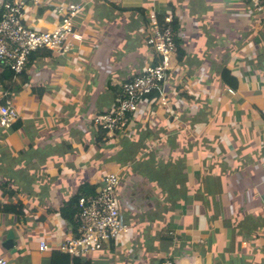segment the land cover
I'll use <instances>...</instances> for the list:
<instances>
[{
	"label": "crops",
	"instance_id": "1",
	"mask_svg": "<svg viewBox=\"0 0 264 264\" xmlns=\"http://www.w3.org/2000/svg\"><path fill=\"white\" fill-rule=\"evenodd\" d=\"M33 2L28 0L25 23L53 29L59 22L54 6L65 3ZM261 2L257 11L246 0L88 1L73 22L82 40L66 55L52 52L26 65L29 82L10 100L18 116L0 127V256L9 264H51L59 244L73 234L65 204L93 194L105 174L116 172L128 232L77 257L89 264H160L165 258L235 264L230 257L214 258L204 246L223 218L261 211L264 217ZM168 3L176 6L182 54L166 72L163 96L142 101L124 134L107 135L94 118L113 108L122 83L152 63L148 15L171 16ZM223 66L235 87L222 79ZM20 80L12 75L5 83L10 88ZM159 162L186 176L170 185L157 176ZM17 203L19 215L4 210ZM9 231L13 251L2 246ZM258 233L257 264H264V223ZM40 240L47 250H39Z\"/></svg>",
	"mask_w": 264,
	"mask_h": 264
},
{
	"label": "built area",
	"instance_id": "2",
	"mask_svg": "<svg viewBox=\"0 0 264 264\" xmlns=\"http://www.w3.org/2000/svg\"><path fill=\"white\" fill-rule=\"evenodd\" d=\"M257 11L262 9L261 0H246ZM34 0L33 3H37ZM0 18V63L8 67L14 75L23 72L30 55L38 49H47L66 55L74 42H80L82 36L73 30V17L82 12L77 3L55 5L58 24L53 29L36 30L25 23L28 12V0H2ZM150 33L146 43L153 49V61L141 74L121 84V94L113 108L94 118V124L107 135L124 134L130 126V120L138 112L144 96L157 90L163 96L164 79L177 53L176 31L171 16L159 20L157 12L148 15ZM73 40V42H70ZM229 93L233 90L229 89ZM15 107L6 101L0 104V124L9 127L17 118ZM264 158V137L261 142ZM119 175L116 172L105 174L91 195L81 196L72 216L73 234L61 242L58 249L77 257L101 251L105 244L116 241L128 232L123 220L117 197ZM40 251L48 246L45 240L39 241ZM0 264H9L0 256ZM160 264H176L173 258H165Z\"/></svg>",
	"mask_w": 264,
	"mask_h": 264
},
{
	"label": "trees",
	"instance_id": "3",
	"mask_svg": "<svg viewBox=\"0 0 264 264\" xmlns=\"http://www.w3.org/2000/svg\"><path fill=\"white\" fill-rule=\"evenodd\" d=\"M90 0H60V2H63L65 4H72L77 3L82 5L84 11L87 2ZM30 2V1H29ZM190 2V0H189ZM167 7L169 8L170 15L173 17V28L177 29V18L175 17V10L176 6L172 3H168ZM183 8V7H182ZM190 10V9H189ZM188 14L191 15L194 18H197L196 16H193L191 13ZM42 11V9L38 10ZM79 14H76L73 17V22L76 17H78ZM164 12H161L158 15V18L160 21L164 19ZM0 18H1V6H0ZM74 28V23H73ZM262 32L264 33V22H263V29ZM177 44V52L182 54V49L180 48V39L176 37L175 40ZM52 54V51L47 49H38L35 52H33L29 57V62L27 65H29L32 62V59L35 57H42L47 58L50 57ZM1 67V73H0V90L5 91L6 96L3 98H0V103L5 104V102L8 100L10 102L11 99H13L14 95H16L21 90V85L24 83L29 82V76L22 72L16 76H20L21 80L20 83L13 82L11 84V87L9 88L5 81L8 78H11L14 73L6 66L2 65L0 63ZM27 67V66H26ZM229 68L226 66L222 67V79L227 80L229 87H235L234 83V77L229 75ZM32 92L34 90H31ZM122 91V90H121ZM120 91V94H121ZM160 93L157 90L152 91L150 94L144 96L143 101L147 102L152 99H157L159 97ZM11 103V102H10ZM2 128V126L0 125ZM99 129V128H98ZM100 130V129H99ZM103 139V135L99 133L96 138V142H100ZM168 167L164 165L162 162H159V166L157 168V176L159 178H167L170 185L172 182H177L179 178H184L186 176L185 172L182 171V169H177ZM175 169L179 171H175ZM186 182V179H184ZM202 189V187L198 188L199 190ZM186 195V193H185ZM186 198V196H184ZM79 200V196L73 197L70 199L64 206V218L71 222V218L73 214L75 213L77 202ZM186 202L189 201V195L186 199ZM4 210L8 213H12L15 215H19L22 213L23 207L19 206V204H7L4 207ZM262 214V211L259 213ZM246 215L244 217H233L230 221L225 222L224 218L220 220V226L213 229L211 233L208 234L209 238L207 240V246H204L205 248H210L211 254L214 253V258L216 259H227L232 258L234 259L235 264H257V258L259 254V250L257 247V242L259 237L262 235V233H258L261 225L264 223V217L260 215ZM223 224V225H222ZM223 228L222 231H220ZM216 241V247L212 248V244ZM243 243L245 244L244 247H242ZM89 264L88 261L83 260L82 257H73L67 253H62L60 251H54L52 256V263L51 264Z\"/></svg>",
	"mask_w": 264,
	"mask_h": 264
},
{
	"label": "water",
	"instance_id": "4",
	"mask_svg": "<svg viewBox=\"0 0 264 264\" xmlns=\"http://www.w3.org/2000/svg\"><path fill=\"white\" fill-rule=\"evenodd\" d=\"M263 65H264V62H263ZM13 237H14L13 231H9L8 234H7L5 242H3V244H2V246L5 249H11V251H13V248H12V246H13Z\"/></svg>",
	"mask_w": 264,
	"mask_h": 264
},
{
	"label": "rangeland",
	"instance_id": "5",
	"mask_svg": "<svg viewBox=\"0 0 264 264\" xmlns=\"http://www.w3.org/2000/svg\"><path fill=\"white\" fill-rule=\"evenodd\" d=\"M250 4H252V3H250ZM57 5V4H56ZM256 9V8H255ZM1 125V124H0ZM2 126V125H1ZM2 127H5V126H2ZM6 128H8V127H6ZM129 129H127L126 131H128ZM142 163H139L138 165H139V167H140V165H141ZM119 187V186H118Z\"/></svg>",
	"mask_w": 264,
	"mask_h": 264
},
{
	"label": "flooded vegetation",
	"instance_id": "6",
	"mask_svg": "<svg viewBox=\"0 0 264 264\" xmlns=\"http://www.w3.org/2000/svg\"><path fill=\"white\" fill-rule=\"evenodd\" d=\"M117 197H118V201H119V204H120V197H119L118 191H117Z\"/></svg>",
	"mask_w": 264,
	"mask_h": 264
}]
</instances>
